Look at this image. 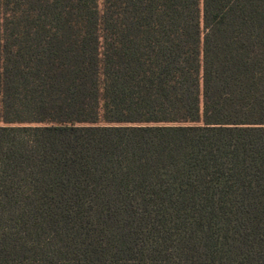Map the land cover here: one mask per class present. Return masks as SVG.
<instances>
[{
    "label": "trees",
    "instance_id": "16d2710c",
    "mask_svg": "<svg viewBox=\"0 0 264 264\" xmlns=\"http://www.w3.org/2000/svg\"><path fill=\"white\" fill-rule=\"evenodd\" d=\"M0 264H264V0H0Z\"/></svg>",
    "mask_w": 264,
    "mask_h": 264
}]
</instances>
